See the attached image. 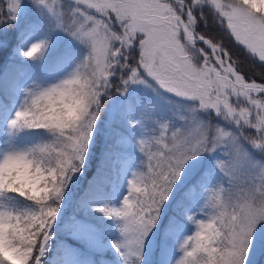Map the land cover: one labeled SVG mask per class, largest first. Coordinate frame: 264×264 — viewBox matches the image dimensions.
I'll return each mask as SVG.
<instances>
[{"label":"snow or ice","instance_id":"snow-or-ice-1","mask_svg":"<svg viewBox=\"0 0 264 264\" xmlns=\"http://www.w3.org/2000/svg\"><path fill=\"white\" fill-rule=\"evenodd\" d=\"M22 12L36 39L18 50L0 118L10 137L50 136L0 150V264H45L109 104L105 161L145 158L120 206L96 208L118 221L112 247L123 264H143L170 206L172 264H264V0H7L0 26L15 28ZM57 31L77 47L52 72L75 66L42 86L23 61L43 60ZM138 89L175 98L181 111L158 114Z\"/></svg>","mask_w":264,"mask_h":264},{"label":"rangeland","instance_id":"rangeland-1","mask_svg":"<svg viewBox=\"0 0 264 264\" xmlns=\"http://www.w3.org/2000/svg\"><path fill=\"white\" fill-rule=\"evenodd\" d=\"M6 2L7 0H3L0 9L6 10ZM20 22H22L24 30L15 40L7 33L6 28L0 26V94H3L10 87L13 78L16 77L17 65L23 59L19 56L18 50L27 47V44L31 42L27 39L29 36L32 40L36 39V30L31 27L34 17H27L22 12L17 24ZM70 47L76 48L77 45L64 33L55 32L43 60L39 62L23 61L25 72L28 76L34 77L35 82L42 86L56 83L59 78L67 75L75 66L74 63H69L63 71L58 73H53L51 70L52 66L64 56ZM4 61H7L11 66L6 73L2 71ZM32 82V79L27 80L29 84ZM138 92L149 102L150 107L156 109L158 114L169 117L173 113L181 111L178 108L179 102L173 97L156 96L144 89H138ZM22 99V93H18L12 110L5 114L7 117L12 115L15 107L19 106ZM110 122L111 104L106 106L99 121V127L94 134V139H98V143H96V161L91 177V186L85 190L80 185V179L86 172L85 168L74 177L73 182L69 185L66 200L59 216L61 218L60 223L57 228H54L55 233L52 234L51 243L56 244L59 256L54 264H98L94 258V253L101 251L103 246L114 252L116 257L113 261L105 264H123L121 257L112 247L113 242L121 238L117 228L118 221L106 217L107 219L104 220L103 224L95 227L91 224V221H94L93 218L87 214L91 212L99 214L96 208L104 205L120 206L123 196L127 194V185L131 179L132 171L143 170V165L140 162L145 158L136 151L130 161V167L126 164L117 168L108 162L100 164L99 160H105L107 148L105 146H108L109 143L106 137ZM49 136L50 134L43 129H31L18 133L15 137H10L6 129V121L0 118V150L6 146L5 141H9L16 147H27L43 142L49 139ZM89 161L87 158V163ZM146 164L147 161L145 160V170ZM8 203L12 204L13 201ZM22 206L26 207L27 202H24ZM172 210L170 206L165 211V221L154 230L146 241L143 264H172V260L179 255V253H173V249L169 246L166 238L167 216ZM81 212L85 213L81 215ZM81 242L86 245L87 250H82ZM99 255L103 258L102 254Z\"/></svg>","mask_w":264,"mask_h":264},{"label":"trees","instance_id":"trees-1","mask_svg":"<svg viewBox=\"0 0 264 264\" xmlns=\"http://www.w3.org/2000/svg\"><path fill=\"white\" fill-rule=\"evenodd\" d=\"M22 27H23V24H22V22H20V23L16 24V27H15L16 29L15 28H6L7 33L9 35H11L13 40H15L23 32L24 28H22ZM201 27H203V25H201ZM204 30L208 31V32H212V31H214V28L211 25H209ZM10 67L11 66L9 65V63L7 61H4L2 71H4V73H6L10 69ZM106 139H108V138L106 137ZM96 143H98V139H96V140L94 139V142L91 144L90 154L88 156L90 161L88 163H86V165H85L86 172L80 179V185H82V189L84 188L85 190L88 189L92 184L91 183V179H92L91 177L93 176V169L95 166L94 163L96 161ZM103 146H105V145L103 144ZM105 147H107V146H105ZM99 162H100V164L106 163L105 160L104 161L99 160ZM7 202H11V200H9ZM84 213L85 212H81V215ZM87 216H91L93 218L94 221H91V224H93L95 227H99L101 224L104 223V220L107 219L103 215V213H101V212H99V214H95L94 212H91V213L87 214ZM60 220H61V218L58 217V223L53 226V229L55 227L57 228V225L60 223ZM53 232L55 233V231H53ZM81 245H82V247H81L82 250H87L86 245L83 242H81ZM99 254H102L103 258L100 257ZM58 257H59L58 256V248H57L55 243H53V242L51 243V241H50V247L48 250V254L45 257V264H54ZM94 258L98 262V264H105L109 261L110 262L113 261L116 257L114 256V252L110 251L108 248L103 246L101 251L94 253Z\"/></svg>","mask_w":264,"mask_h":264}]
</instances>
